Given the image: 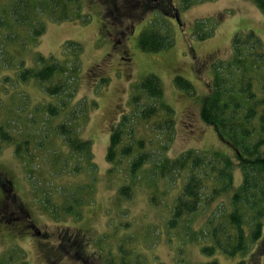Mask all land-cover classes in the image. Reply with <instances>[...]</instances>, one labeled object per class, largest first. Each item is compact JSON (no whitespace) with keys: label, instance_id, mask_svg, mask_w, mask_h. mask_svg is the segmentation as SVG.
<instances>
[{"label":"rangeland","instance_id":"374dc122","mask_svg":"<svg viewBox=\"0 0 264 264\" xmlns=\"http://www.w3.org/2000/svg\"><path fill=\"white\" fill-rule=\"evenodd\" d=\"M13 1L0 0V10L7 8ZM167 1L179 9L182 24L171 16H164L160 10H146L144 14L135 2L127 0H82L81 15H88V21L76 18L73 21L56 22L44 16L45 32L37 38L36 43L28 41L29 46L25 51L17 48L21 56L17 55L15 48L8 47L10 53L7 56H14L11 62L2 56L0 62L12 64L23 57L28 66L37 62V54L71 62L76 56L65 44L74 42L80 45L81 51L77 57L79 69L73 84L76 89L74 104L82 106L84 101L89 107L81 136L92 142L91 152L96 165L92 173L82 171L76 174L72 171L78 160L75 159L69 163V170L67 167V171L63 172L62 160L64 163L67 160L63 156H68L70 149L56 135H51L56 150H48L53 157L60 159L55 168L54 160L50 161L45 150H33L37 156L33 166L35 170L43 171L41 180L47 183L52 201L57 204L55 208L60 210L65 204L63 187L67 195L68 191L80 185L89 184L93 189L89 199L91 202L81 208L80 218L68 215L53 219L48 213L49 208L44 211L41 203L36 205L33 201L30 190L32 182H28L25 170L14 154L15 145L0 144V169L12 177L15 185L13 192L29 214L19 222L10 220L16 215L14 210L1 212L0 256L4 257V261L7 260L9 264H119L122 255L118 248L121 246L126 251L138 252L151 264L158 263L154 262V256L165 264H200L210 260L200 250L202 243L198 234L191 239L183 230H168L165 226L169 207L179 190L174 183H158L155 189L161 195L156 196V205H152L149 199L154 189L142 185L140 180H137L134 195L130 199L118 200V190L128 179V174L125 172V161L117 167L120 170L116 175L108 173L106 152L110 131L122 114L130 113V101L136 86L145 76L153 74L161 80L163 101L173 109L175 122L171 130L158 129L152 123L137 126L135 137L145 140V151L152 156L148 167L152 166V162L165 157L175 158L188 149L221 151L234 158L233 151L219 139L213 128L201 121L200 99L210 91L211 64L231 58V42L236 33L245 34L252 30L264 43V14L251 0H215L197 3L186 10L180 8L179 0ZM114 6H118L126 17L122 24L103 16L105 7ZM130 20H133L132 27L129 26ZM198 20H204L209 29H214L212 36L203 41L194 37ZM104 21H109L107 28L103 25ZM154 21L157 27L168 30L174 44L159 53H145L138 46V38ZM132 28L135 30L133 34ZM123 29L128 33L123 48L126 49L125 59L114 49L113 36L108 35V32L115 34ZM16 74L17 69L11 68L8 63L0 67V125L12 123L15 129L26 126L27 135L32 136L27 140L33 145V141L41 142L40 132L45 133L42 128L48 130L61 120L59 117L42 123L45 117L42 109L50 99L35 83H17ZM176 76L190 81L196 92L187 96L176 88ZM103 80H107V83H103ZM161 118L159 114L155 122ZM159 124L164 123L161 121ZM46 140L48 144L49 139ZM130 141L128 138L124 142ZM58 153L63 155L62 158ZM87 167L85 165V169ZM50 172L53 177H50ZM241 181V173L235 169L234 186L238 187ZM208 215L207 211L197 213L191 220V228L197 231L202 229ZM30 228L38 231L39 237L27 233ZM75 233L79 237L81 235L85 244V251L79 259H74L70 251L66 252L67 248L63 247L65 236L70 235L69 238H72ZM55 250L62 253L59 260V255H51ZM253 251L251 247L245 254L234 257L218 253L215 258L219 264H260L262 261H255Z\"/></svg>","mask_w":264,"mask_h":264},{"label":"trees","instance_id":"16d2710c","mask_svg":"<svg viewBox=\"0 0 264 264\" xmlns=\"http://www.w3.org/2000/svg\"><path fill=\"white\" fill-rule=\"evenodd\" d=\"M81 1L14 0L7 8L0 10V61L2 56L10 62L13 59L14 56H7L10 53L8 47L15 48L17 55L21 56L17 48L25 51L29 46L28 41L36 43L37 38L45 32V23L42 20L44 16L56 22L73 21L76 18L88 21V15H81ZM212 1L215 0H179V3L180 8L186 10L197 3ZM251 1L264 14V0ZM146 4L156 5L148 9V12L160 10L164 16L175 19L179 15V9L170 1L158 0L157 4L147 1ZM179 22L182 24L180 20ZM207 26L208 23L204 20L196 21L194 37L197 40L203 41L212 36L214 29ZM173 44L168 30L157 27L155 21L138 38V46L145 53H159L168 50ZM65 46L75 53L76 58L71 62L40 54L36 55L37 62H33L31 66L26 65L23 57L15 64L0 62V67L8 63L11 68L17 69V83H35L45 97L50 99L42 109L45 115L43 124L47 119L52 121L60 117L61 120L55 126L51 125L48 130L42 128L45 133L40 132L41 142L33 141V145L27 140L32 136L27 135L26 126L15 129L12 123L1 124L0 144L15 145L14 154L24 168L28 182H32L31 197L36 205L41 203L44 211L49 208L48 213L53 219L68 215L78 219L82 216L81 208L91 202V186L80 185L68 191V195L63 187L62 197H65V204L59 210L55 208L57 204L52 201L47 183L44 179L41 180L43 171L35 170L33 166L37 161L33 150H45L50 161L54 160V168L58 165L60 159L48 152L49 149L56 148L51 138V135H56L70 149L68 156L58 153V156L67 159L66 163L62 160L63 172L67 171V167L69 170V163L75 159L78 160L72 171L76 174L82 171L92 173L96 169L91 152L92 142L81 136L89 107L84 101L82 106L74 104L76 89L73 84L77 80V57L81 47L74 42H68ZM211 69L210 91L200 99L199 117L233 151L234 158L221 151L188 149L175 158L165 157L152 162V166L148 167L152 156L145 151V140L135 137L137 126H148L152 123L158 129L171 130L175 122L173 109L163 101L161 80L149 74L136 86L130 101V113L122 114L110 131L106 152L108 173L116 175L120 170L117 167L126 162L125 172L128 179L118 190L119 201L130 199L134 195L137 180L150 190L154 189L149 198L152 205L157 204L156 196L160 193L155 188L159 182L177 185L179 190L169 207L165 226L168 230H183L191 239L199 235L202 243L200 250L203 255L210 257V260L200 264H219L215 258L218 253L234 257L245 254L251 247L254 249L252 255L255 261L261 260L260 264H264V43L252 30L245 34L236 33L231 42V58L228 61L213 62ZM103 83L106 84L107 80H103ZM174 85L187 96L196 92L192 83L182 76L174 78ZM159 114L162 118L155 122ZM161 121L163 125L159 124ZM128 138L131 141L124 142ZM46 139H49L48 144ZM85 165L88 166L87 169ZM235 169L240 171L242 178L238 187L234 186ZM50 177H53L51 172ZM5 195L15 201L16 215L10 220L20 222L27 218L29 214L15 193ZM205 211L209 215L203 228L193 230L191 220L197 213L203 214ZM33 230L30 228L27 233L39 237L38 231ZM69 236H65L63 247L67 248L66 252L70 251L74 259H79L85 251V244L81 235L79 237L75 233L72 238ZM118 249L122 255L119 264H151L149 259L138 252L126 251L122 246ZM61 254L58 250L51 252V255H59L57 260ZM127 258L130 259L127 261ZM153 259L155 263L158 262L156 264H165L155 256ZM0 264L9 262L0 256Z\"/></svg>","mask_w":264,"mask_h":264},{"label":"flooded vegetation","instance_id":"af4514ba","mask_svg":"<svg viewBox=\"0 0 264 264\" xmlns=\"http://www.w3.org/2000/svg\"><path fill=\"white\" fill-rule=\"evenodd\" d=\"M129 2H135L136 3V7L139 8V10H141L142 12H146V10L148 9H152L154 8L156 5L150 6L147 5L146 2L150 1L157 4L158 0H127ZM104 17L106 16V18H110L115 20L116 22L122 24L123 19L125 18V15L123 14V12L121 11V9L118 6H114L112 8L110 7H105L104 8ZM133 21V20H132ZM130 20L129 26H133V22ZM116 22L112 21L113 24H115ZM109 23V21H104L103 25L105 28H107V24ZM135 32V30L132 28L131 34H133ZM108 35H112L113 36V46L114 49L118 50V52L120 53V57L122 59H125L124 54H126V49H123L125 47L124 41L127 40L128 38V33L125 32V30H119L117 31L115 34H112L110 32H108ZM123 54V55H122ZM15 188L14 182L12 177L9 176V174L0 169V194L2 195V198H0V214L1 212L5 213L6 209L12 208L13 210L15 209V201L14 199H11L10 197H6L5 194L7 193H14L13 189ZM5 193V194H4ZM6 207V209L4 210V208Z\"/></svg>","mask_w":264,"mask_h":264}]
</instances>
